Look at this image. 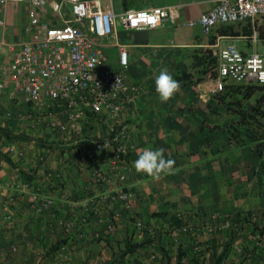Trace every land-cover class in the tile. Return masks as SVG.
<instances>
[{"label":"crops","instance_id":"1","mask_svg":"<svg viewBox=\"0 0 264 264\" xmlns=\"http://www.w3.org/2000/svg\"><path fill=\"white\" fill-rule=\"evenodd\" d=\"M214 1L160 0L155 6L149 0H112V4L117 13L180 5L181 20H191L210 10ZM15 8L19 9L11 5L7 16ZM14 21L15 18H8L10 37L18 36L15 35L18 31L12 28ZM116 30L119 40L128 47V73L143 88L130 105L128 117L126 175L137 220L144 227L166 228L164 218L178 209L200 215L263 210L264 103L258 101L264 92L240 84L226 93L213 95L205 93L204 85H197L204 80L196 65L200 52L196 45L202 40L199 26L178 28L165 24L139 32L118 24ZM235 30L239 32L240 27ZM108 54L116 65L118 50L112 48ZM6 60L0 56V63ZM161 69H167L181 83L179 92L167 102H162L155 90V77ZM245 94V99L236 103ZM11 109L12 103L6 96L1 98L0 127L32 140L5 143L3 152L16 163V168L0 158V264H163L162 255L155 251L145 231L136 230L133 220L101 234L102 228L88 218L73 230L68 240L63 239L62 225L80 219L88 196H99L103 189L92 187L90 191L88 173L73 163L72 144L65 143L61 133L7 119L6 113ZM230 109L234 113H226ZM238 109L251 115L239 119ZM220 118L244 119L255 138L242 141L232 136L221 145L223 141L220 142L214 129L220 125ZM105 131L101 127L99 134ZM81 146L87 148L88 144ZM145 148L164 149L165 158L175 161L173 168L159 176L137 171L133 162ZM67 160L72 168L60 182L58 175ZM34 197H38L39 203L51 198L50 210L37 213L38 201ZM61 242L67 244V260L56 256ZM167 243L165 250L175 264L180 249L169 238ZM127 244L136 250L121 256ZM215 245L219 252L231 246L223 264H264V250L255 247L247 232L236 233L227 240L222 236L220 244ZM183 251L190 259L191 248ZM211 252L209 249L210 255ZM152 253H156L155 260Z\"/></svg>","mask_w":264,"mask_h":264},{"label":"built area","instance_id":"2","mask_svg":"<svg viewBox=\"0 0 264 264\" xmlns=\"http://www.w3.org/2000/svg\"><path fill=\"white\" fill-rule=\"evenodd\" d=\"M18 4L27 5L28 21L23 27L26 37L14 40L7 10ZM180 8L117 13L112 0H0V56L7 59L0 63V99L6 96L12 103L6 118L61 133L63 141L72 144L73 163L88 173L90 191L103 189L99 196H88L80 219L62 225L64 240L88 218L102 228L101 234L133 220L155 251L162 250L161 237L166 236L179 249L190 247L199 264L209 260L212 242L219 245L222 236L227 240L239 232L249 233L255 247L264 250V209L218 215L178 209L164 218L166 228L144 227L132 212L126 175L128 117L143 88L128 73V47L119 40L118 24L139 32L165 24L199 26L196 65L204 80L197 85H204L205 93L223 94L240 84L264 87V0H215L210 10L191 20H181ZM112 48L118 50L116 65L108 54ZM101 127L106 131L99 134ZM85 142L87 148L81 146ZM71 168L70 160L62 163L60 182ZM52 202L38 201L35 211L50 210ZM67 248L65 244L56 251L58 259H68ZM151 258L155 260L156 253Z\"/></svg>","mask_w":264,"mask_h":264},{"label":"rangeland","instance_id":"3","mask_svg":"<svg viewBox=\"0 0 264 264\" xmlns=\"http://www.w3.org/2000/svg\"><path fill=\"white\" fill-rule=\"evenodd\" d=\"M149 2L151 4H155V6L160 4L159 3L160 0H149ZM17 7L19 9L15 8L14 10H12L10 12L9 16H7L8 18H15V21H14V24H13L12 28H15L18 31V33H15V35H18V36L12 37L14 40H20L21 38H25L26 37L25 33L23 32L22 27L28 21V7H27V5L26 4H18ZM8 8H10V6ZM115 8H118V3L117 2H115ZM198 8L201 9L202 6H198ZM8 18H7V21H8ZM8 28L11 30L9 22H8ZM108 52H109V50H108ZM245 97H246V94L243 96V98H241V100H237L236 103L239 102V101H243L245 99ZM230 103H232V102H230ZM253 110L258 111L256 109H252V111ZM236 112L240 114L239 119H242V118L247 119L248 116L251 115V114L248 113L247 110L238 109V110H236ZM226 113H228V114L234 113V110L230 109ZM225 118L227 119V117H225ZM239 121H241V122H239ZM239 121H237V120L236 121L235 120H231V121L225 120L224 121V120H221V118H220V125L214 127V129L218 131L220 142L222 143V141H223V143L221 145H223L224 141H227L228 138H230L232 136L238 137L242 141L244 139L250 140V139H254L255 138V133L253 132V130L249 131L248 127L245 126L248 122H245L244 119L243 120H239ZM236 122H237V125H236ZM4 145H5V142H4L3 138H1L0 139V149L2 151L5 150L4 149ZM167 241H168L167 237H163V236L161 237V245H163V248H161V249L165 250V245H166ZM210 247H212V246H210ZM159 250H160V248L156 249V252L158 251L161 254V250L160 251Z\"/></svg>","mask_w":264,"mask_h":264},{"label":"clouds","instance_id":"4","mask_svg":"<svg viewBox=\"0 0 264 264\" xmlns=\"http://www.w3.org/2000/svg\"><path fill=\"white\" fill-rule=\"evenodd\" d=\"M180 88V81L175 79L167 69H161L155 77V90L162 102L172 99ZM133 163L137 171L147 175L159 176L162 173L169 172L175 161L165 158L164 149L145 148L139 152Z\"/></svg>","mask_w":264,"mask_h":264},{"label":"trees","instance_id":"5","mask_svg":"<svg viewBox=\"0 0 264 264\" xmlns=\"http://www.w3.org/2000/svg\"><path fill=\"white\" fill-rule=\"evenodd\" d=\"M264 30V27H263ZM261 91L264 92V87L258 88ZM258 103H264V96L263 98L258 101ZM3 138L5 143H13L16 141L20 140H32L31 137L24 136V135H15L12 132H10L9 129L7 128H2L0 127V139ZM0 158H2L5 162L10 164L12 167L16 168L17 165L15 162L12 161V159L5 154L1 149H0ZM162 216H166V214H163ZM63 244V242L58 244V248ZM211 255L209 259V264H223V261L228 255V252L231 250V246L227 245L225 246L220 252H219V247H217L215 244L211 245ZM136 247L133 245L127 244L123 252L121 253V256L127 254V253H133L135 252ZM187 253L184 251L182 252V249L179 250L175 264H199V261L196 259L195 255H192L190 259L187 258ZM161 255H162V260L163 264H172V260L168 255V252L164 249L161 250ZM191 261V262H190Z\"/></svg>","mask_w":264,"mask_h":264}]
</instances>
